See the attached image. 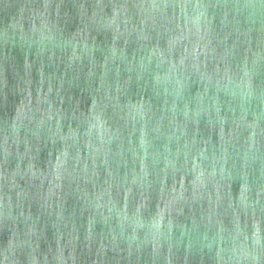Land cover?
<instances>
[{
	"label": "water",
	"instance_id": "obj_1",
	"mask_svg": "<svg viewBox=\"0 0 264 264\" xmlns=\"http://www.w3.org/2000/svg\"><path fill=\"white\" fill-rule=\"evenodd\" d=\"M0 264H264V0H0Z\"/></svg>",
	"mask_w": 264,
	"mask_h": 264
}]
</instances>
